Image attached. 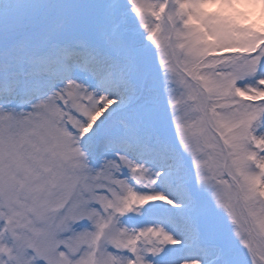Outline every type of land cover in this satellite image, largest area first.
I'll use <instances>...</instances> for the list:
<instances>
[{
    "label": "rangeland",
    "instance_id": "1",
    "mask_svg": "<svg viewBox=\"0 0 264 264\" xmlns=\"http://www.w3.org/2000/svg\"><path fill=\"white\" fill-rule=\"evenodd\" d=\"M171 2L170 19L173 25L175 19L180 22L169 42L167 0H107L120 19L126 20V12L134 17L128 26L141 31L150 62L158 63L165 77L173 140L194 158L195 170H204L199 182L209 188L222 180L232 183L224 171L226 146L228 172L239 177L247 201L244 214L250 215L252 222L248 221L257 232L264 233V216L253 204L264 198V0ZM154 44L159 45L158 50L153 49ZM174 54L185 71L175 65ZM41 82L45 84V80ZM3 84L0 89L5 93ZM15 86L16 93L27 92L25 85ZM54 89L37 103L16 106L14 99L0 102V264H42L38 257L47 258L50 264H150L148 259L155 264H205L210 260L207 225L201 224L199 242L189 238L186 227L194 196L199 208L211 209L206 210L208 215L223 224L222 214L212 208L207 196L197 195L192 185L178 178L162 186L150 167L165 175L160 163L163 148L142 138L138 145L129 142L127 120L110 115L115 104L97 109L102 101H93L80 91L78 99L68 102L66 92ZM56 98L68 109L55 103ZM65 118L81 136L66 129ZM208 120L221 132L225 145ZM10 128L19 130L16 137L6 138ZM95 136L100 137L101 147H108L102 152L98 147L99 158L93 162L89 153ZM202 155L206 158L199 159ZM158 191L166 193L173 204L146 199ZM42 193L50 195L41 199ZM220 206L231 220L232 239L252 264L248 244L236 235L249 227L241 217L242 210L227 196ZM153 214L168 217L170 222L141 220L130 227L122 221L124 216L140 220ZM2 216L6 219L1 220ZM81 217H88L90 223L75 225ZM7 220L10 234L2 229ZM160 228L182 243L167 245L153 257L150 254L161 246L162 237L155 234ZM60 243L65 246L59 248ZM109 243L124 251H116ZM30 246L35 253L29 251Z\"/></svg>",
    "mask_w": 264,
    "mask_h": 264
},
{
    "label": "clouds",
    "instance_id": "2",
    "mask_svg": "<svg viewBox=\"0 0 264 264\" xmlns=\"http://www.w3.org/2000/svg\"><path fill=\"white\" fill-rule=\"evenodd\" d=\"M122 24V19L115 14L107 0H0V81L28 85L36 78H46L45 83L54 87L59 79L74 77L79 80V89L98 96L101 101L108 97L118 98L121 103L128 100L126 107L121 108L117 104L110 115L138 121L139 109L145 102L143 77L150 66L158 82L157 94L164 118L157 122L143 121L141 138L167 149L160 159V163L165 166V175L161 176L154 167L149 166L150 169L162 186L169 179L178 178L192 185L197 195H206L212 208L222 214L223 225L232 237L231 220L220 206L227 196L232 205L242 210L241 217L249 224L241 232L240 239L248 241V247L255 249V256L251 257L252 264H264V233L257 232L244 214L247 201L239 181L232 176V183L222 180L211 188L202 185L199 177L204 170H195L194 158L176 146L170 117L167 115L165 77L158 63L150 62L141 31L124 27V31L130 33V58L121 61L117 58L119 54L111 49L107 37L114 27ZM81 47L96 54L94 63L87 67L82 66L78 59L73 60L70 68L55 76L42 63L45 60L59 61L63 50ZM121 68L125 71L124 80L110 78V73ZM72 82L68 80V83ZM18 132L17 128H10L6 130L5 136L14 138ZM205 158L203 155L199 157ZM49 195L42 193L41 199ZM193 202L197 203L196 196L192 198ZM253 204L264 216V198L255 200ZM205 264H229V256L223 247L217 245L212 258L206 260Z\"/></svg>",
    "mask_w": 264,
    "mask_h": 264
},
{
    "label": "snow or ice",
    "instance_id": "3",
    "mask_svg": "<svg viewBox=\"0 0 264 264\" xmlns=\"http://www.w3.org/2000/svg\"><path fill=\"white\" fill-rule=\"evenodd\" d=\"M117 7L118 6H114ZM122 25H117L114 27L112 32L108 35V43L114 52L118 53V59L124 61L125 58L131 57V51L128 45V36L130 33L124 31V27L131 29L128 26L127 21L123 20ZM96 58V54L86 48H69L65 49L60 53L59 61H43V65L47 68V70L55 76H59V74L63 73L65 70L72 66L73 60H79L82 66L87 67L89 64L94 63ZM110 78L115 80H124L125 79V71L121 68L115 73L109 74ZM74 77H68L67 79H59L55 86L60 88L61 93H67L68 97L73 100L78 99L77 92L80 91L83 95H88L90 99L93 101H98L100 98L91 94L90 92H83L79 89L78 84L75 85L74 88L69 84L68 87H64L63 85L68 83V80H74ZM144 88H145V102L139 109V120L138 121H130L127 120V139L129 142L138 145L140 143L142 137V122L143 121H162L163 113L160 111V99L157 94L158 90V82L155 77L154 72L149 66L146 69L144 74ZM49 87V84L45 83L41 85L39 91H42L44 88ZM71 89V90H70ZM117 105L120 104L121 108H124L128 104V100H125L123 103L119 101L118 98L108 97L104 101L98 103L96 105L97 109H104L106 105ZM37 107H47V105H37ZM179 127V125H177ZM163 151L166 152L167 149L163 148ZM196 167H200V162L196 161ZM203 179V177H201ZM149 201H166L168 204H173V201L168 198L166 193L158 191L156 194L150 195L146 198ZM143 203V200H141ZM225 207L231 210V206L227 203L224 204ZM178 207H183V205H178ZM233 221L239 223V220L232 214ZM204 223L207 225L209 230L210 242L207 246V250L209 253H214L215 247L217 245L223 247L226 250V253L229 256V264H249V261L243 258L242 250L239 245L232 239L231 234L225 229L223 224L215 222L206 212L199 208L198 204L192 203V211L190 215L186 218V227L187 233L191 240L199 242L200 240V227L201 224ZM157 236L162 237L161 246L156 247L154 251L150 254L155 257L164 251L165 246L167 245H177L182 243L181 240L174 238V236L168 233L165 229L160 228L155 233ZM240 232H237L236 235H240ZM243 244L247 245L248 241H242ZM249 254L251 257L255 256V249L249 248ZM149 255V256H150ZM150 264H155L154 260H150ZM193 264H201L200 261H194Z\"/></svg>",
    "mask_w": 264,
    "mask_h": 264
},
{
    "label": "bare ground",
    "instance_id": "4",
    "mask_svg": "<svg viewBox=\"0 0 264 264\" xmlns=\"http://www.w3.org/2000/svg\"><path fill=\"white\" fill-rule=\"evenodd\" d=\"M44 78H36L34 79L30 84L26 85V88L28 90L27 94H31L32 97H35L38 93V85L41 84V81H43ZM1 84H2V81H0ZM7 84V88H8V95H12V90L14 88V85L18 84L17 82L15 81H9V82H6ZM10 85V86H9ZM1 96V95H0ZM35 102H36V99H35Z\"/></svg>",
    "mask_w": 264,
    "mask_h": 264
}]
</instances>
